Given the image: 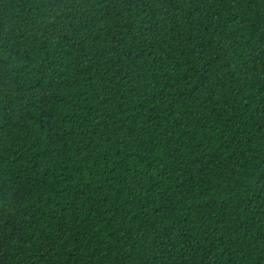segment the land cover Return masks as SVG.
Listing matches in <instances>:
<instances>
[{"label": "trees", "instance_id": "trees-1", "mask_svg": "<svg viewBox=\"0 0 264 264\" xmlns=\"http://www.w3.org/2000/svg\"><path fill=\"white\" fill-rule=\"evenodd\" d=\"M0 264H264V0H0Z\"/></svg>", "mask_w": 264, "mask_h": 264}]
</instances>
